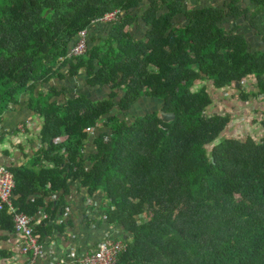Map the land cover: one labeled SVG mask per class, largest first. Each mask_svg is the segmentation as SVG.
Listing matches in <instances>:
<instances>
[{
  "label": "trees",
  "instance_id": "16d2710c",
  "mask_svg": "<svg viewBox=\"0 0 264 264\" xmlns=\"http://www.w3.org/2000/svg\"><path fill=\"white\" fill-rule=\"evenodd\" d=\"M142 1L0 0V117L30 96L44 118L42 156L55 164L35 178L12 168L13 203L34 216L42 204L30 195L48 185L67 194L69 181L81 180L90 196L104 194L107 223L123 229L127 250L117 264H264V137L226 136L230 116L208 114L210 94L197 89L199 81L239 85L241 100L264 101V45L245 35L251 29L264 43V0L203 8L149 0V30L136 41L128 29ZM116 10L109 36L70 58L79 32ZM180 16L187 25L176 24ZM229 18L235 26H224ZM81 72L89 88L108 89L106 98L60 104L54 88L36 94ZM143 99L163 106L136 108ZM161 109L176 118L165 121ZM87 142L95 146L89 159Z\"/></svg>",
  "mask_w": 264,
  "mask_h": 264
},
{
  "label": "crops",
  "instance_id": "0c3cea01",
  "mask_svg": "<svg viewBox=\"0 0 264 264\" xmlns=\"http://www.w3.org/2000/svg\"><path fill=\"white\" fill-rule=\"evenodd\" d=\"M229 0H192L190 8L194 6L203 8L208 6H223ZM244 3V2H243ZM149 0H143L134 11L136 17L132 27L128 31L132 33L136 41L143 40L149 27L143 20V15L149 9ZM106 21L92 23L88 29V40L96 39V42L109 36L111 27ZM185 16L176 18V24L187 25ZM235 26L232 19L225 21L224 26ZM87 29V28H86ZM245 35L249 45L256 47L260 38L251 29H246ZM257 48V47H256ZM86 73L81 72L75 79L59 81L54 79L50 85L37 89L36 94L43 90L56 89L60 97L54 101L63 104L79 94H86L91 100L106 98L108 89H91L87 85ZM206 86L210 94L212 104L206 108L210 115L224 114L230 116V123L224 134L228 137L245 139L253 136L256 139L264 137V101L249 98L241 100L236 87L216 90L212 82L199 81L197 89ZM245 93L254 91L253 83L247 81L242 84ZM95 98V99H93ZM102 98V99H103ZM30 96H24L20 104L12 106L0 117V163L12 168H29L27 174L35 178L39 171L49 170L55 167L54 162L42 152L47 147L41 139V130L44 118L29 108ZM138 106V107H137ZM163 103L152 99L141 100L136 108L149 107L151 109L162 108ZM141 111V110H140ZM95 132V131H94ZM93 132V133H94ZM86 158L95 151L93 143L86 144ZM52 157V156H51ZM90 165V161L87 160ZM69 192L65 194L59 190L52 191L51 186L41 193L30 195V204L36 202L42 205L37 207V218H42V226L36 232L45 245L46 255L37 260L36 264H53L52 259H68L69 256L81 257L86 252L96 248L106 238L123 240V229L119 226H111L106 220L108 200L102 192L90 196L87 189L81 186V180L69 181ZM46 193V196L44 193ZM63 200V201H62ZM59 201L60 207H59ZM0 211V264H26L28 256L21 255V239L15 234L13 224L8 223L4 214ZM7 213V212H6ZM7 215H9L7 213ZM45 216V217H44ZM40 225V224H38ZM127 239V236H126ZM126 242V241H125Z\"/></svg>",
  "mask_w": 264,
  "mask_h": 264
},
{
  "label": "built area",
  "instance_id": "2783aa9c",
  "mask_svg": "<svg viewBox=\"0 0 264 264\" xmlns=\"http://www.w3.org/2000/svg\"><path fill=\"white\" fill-rule=\"evenodd\" d=\"M120 11L116 10L94 21L114 22L119 19ZM88 50V30L78 34L77 42L69 57H78ZM95 128H91L94 132ZM16 188L14 172L4 163H0V211L7 212L13 221L15 234L21 239V255L28 256L26 264H36L37 260L46 255L45 245L36 232V227L42 218L31 216L21 211L13 203V193ZM45 217V216H44ZM127 250L125 241L106 238L96 248L86 252L81 257L69 256L68 259H52L53 264H117L119 256Z\"/></svg>",
  "mask_w": 264,
  "mask_h": 264
},
{
  "label": "water",
  "instance_id": "95a60500",
  "mask_svg": "<svg viewBox=\"0 0 264 264\" xmlns=\"http://www.w3.org/2000/svg\"><path fill=\"white\" fill-rule=\"evenodd\" d=\"M245 5H249L252 3V0H243ZM162 117L165 121H172L176 118V114L174 112H167L163 109L160 110Z\"/></svg>",
  "mask_w": 264,
  "mask_h": 264
},
{
  "label": "rangeland",
  "instance_id": "374dc122",
  "mask_svg": "<svg viewBox=\"0 0 264 264\" xmlns=\"http://www.w3.org/2000/svg\"><path fill=\"white\" fill-rule=\"evenodd\" d=\"M242 3H243V2H242ZM245 6H249V5H245ZM259 41H261V40H259ZM263 45H264V44H263ZM257 48H258V49H261V47H259L258 45H257ZM262 48H264V47H262ZM93 99H95V98H93ZM138 112L141 113V112H140V109H138V111L135 110L134 114H136V113H138ZM142 113H144V111H143ZM134 114H132V116H131L132 118L134 117V116H133ZM132 118H131V119H132Z\"/></svg>",
  "mask_w": 264,
  "mask_h": 264
}]
</instances>
